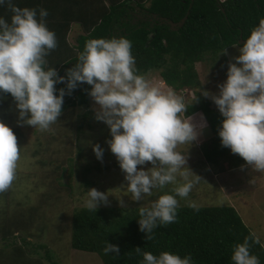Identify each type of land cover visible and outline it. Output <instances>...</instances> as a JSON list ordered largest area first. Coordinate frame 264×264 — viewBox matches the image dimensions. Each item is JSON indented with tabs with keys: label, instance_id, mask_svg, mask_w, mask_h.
<instances>
[{
	"label": "clouds",
	"instance_id": "clouds-1",
	"mask_svg": "<svg viewBox=\"0 0 264 264\" xmlns=\"http://www.w3.org/2000/svg\"><path fill=\"white\" fill-rule=\"evenodd\" d=\"M5 4L12 15L10 22L0 16V92L9 93L16 102L18 123L47 130L61 116L65 95H71L80 83L90 85L86 91L98 105L95 119L109 128L111 138L106 143L125 173L132 200H143L155 188L176 185L175 195L165 192L148 206L139 207V230L151 239L158 225L176 221V197H187L193 187L187 158L177 151L178 145L191 144L200 134L192 117L179 115L187 110L184 97L139 74L132 42L123 36L87 40L75 65L65 76L58 75L55 68H46V57L57 48L56 34L47 27V9L40 8L37 18L36 8L0 0V6ZM239 53L233 57L235 63H228L226 80L217 86L219 93L202 94L211 97L223 117L218 129L221 145L252 168L264 171V18L252 28ZM65 82V88L55 87ZM92 148L102 160L104 149L98 143ZM20 152L13 130L0 121V192L15 180ZM146 162L152 167L138 169ZM178 175L183 182L177 180ZM108 196L96 188L88 189L85 206L97 210L108 203ZM120 204L126 207L123 200ZM190 207L197 208L195 203ZM103 251L120 254L119 246L108 241ZM136 251L143 256L141 264H194L191 254L181 257L163 251L154 255L139 247ZM231 260L234 264H260L250 253L249 237L234 246Z\"/></svg>",
	"mask_w": 264,
	"mask_h": 264
},
{
	"label": "trees",
	"instance_id": "trees-1",
	"mask_svg": "<svg viewBox=\"0 0 264 264\" xmlns=\"http://www.w3.org/2000/svg\"><path fill=\"white\" fill-rule=\"evenodd\" d=\"M14 3L22 8H36L37 18L40 8L47 9V27L56 34L57 48L46 57V68H55L60 76H65L75 65L87 40L128 38L139 74L156 70L167 89H173L182 97L187 92L193 93V97L188 98L191 103L186 104L187 110L182 113L183 118L198 113L212 131L213 144L220 149V157L225 155L218 136L223 117L211 98L202 94L207 90L200 80L197 65L210 60L223 69L226 76L228 63L223 52L229 47L243 46L239 40L246 41L252 28L264 18V0H14ZM138 8L150 14L151 21L135 19L133 13ZM11 15L7 4L0 6V16L10 22ZM184 17H187L184 24L171 30L167 21L178 24ZM73 27L79 30L74 43L69 38ZM55 87L65 88L66 82ZM86 90L89 85L80 83L71 95H65L62 113L79 106L87 107ZM0 96L14 101L9 93L0 92ZM207 159L212 160V157ZM28 174L33 176L31 172ZM88 185L85 183L86 187ZM139 207L76 209L71 224V248L97 254L102 264H141L143 256L136 251L137 247L141 252L149 251L154 255L163 251L181 257L191 254L194 264H234L231 260L234 246L249 237L250 253L264 264V247L256 242V236L232 206L178 207L176 221L158 225L151 239H146V234L139 230ZM20 220L26 224L22 227L29 230L42 222L37 212L31 213L28 219L25 215L15 216L13 223L2 221L0 264H40L43 259L30 258L34 257L31 253L46 248L31 244L30 235L21 238V245H17L18 238L14 235L22 230ZM106 241L118 245L120 254H105ZM13 245L15 247L9 250ZM28 245L30 251L26 249ZM45 259L47 264H59L48 252Z\"/></svg>",
	"mask_w": 264,
	"mask_h": 264
},
{
	"label": "rangeland",
	"instance_id": "rangeland-1",
	"mask_svg": "<svg viewBox=\"0 0 264 264\" xmlns=\"http://www.w3.org/2000/svg\"><path fill=\"white\" fill-rule=\"evenodd\" d=\"M78 35L79 30L73 27L69 34L70 42L74 43ZM240 47L236 45L226 49L227 63H235L233 57L240 54ZM197 71L206 90L210 94H218V84L226 80L223 69L207 60L197 65ZM145 76L167 90L158 71H149ZM183 96L185 105L191 103L188 98L191 99L193 93L187 92ZM213 105L217 107L214 102ZM96 108L98 105L89 96L87 107L69 109L47 130H41L18 123L16 102L0 96V121L15 131L18 147L21 148L16 178L6 191L0 192V223L4 220L13 223L15 216L25 215L28 219L31 213H38L42 222L29 230L22 227L26 224L20 220L22 230L14 236L18 238L17 245H21V238L30 235L31 244L46 247L43 251L30 254L34 256L31 259L43 258L34 260L40 264H47L46 252L59 264H102L97 254L76 251L70 246L72 218L76 209L86 207L88 189L96 188L109 195L108 203L99 207H122L121 200L126 208L148 206L165 192L175 195L173 189L176 185L168 184L163 189H153L152 194L145 195L141 201L132 200L126 189L125 173L106 143L111 138L109 128L95 119ZM179 115L183 118L182 113ZM198 132V138L191 144L177 146V151L187 158V167L192 172L188 180L193 183L187 197H176L178 207L190 206V203H195L197 207L232 206L264 247V176H260L256 169L229 148L223 147L225 155L220 157V149L215 148L213 133L208 125ZM97 143L104 149L102 160H98L93 152L92 145ZM208 156L212 160H208ZM237 166L241 167L232 169ZM137 167L146 170L152 164L146 162ZM29 172L33 176L30 177ZM177 180L183 182L179 175ZM85 183L89 185L86 187ZM26 249L30 251V246Z\"/></svg>",
	"mask_w": 264,
	"mask_h": 264
},
{
	"label": "crops",
	"instance_id": "crops-1",
	"mask_svg": "<svg viewBox=\"0 0 264 264\" xmlns=\"http://www.w3.org/2000/svg\"><path fill=\"white\" fill-rule=\"evenodd\" d=\"M74 29H76L77 31H78V28H74ZM197 115V118L195 119V116ZM199 116V114L197 113V114H195V115H192L191 117H192V123L196 126V128H197V130H201V129H203L207 124H206V122L204 121V119L202 118V117H198ZM198 119V120H197ZM201 125H204V127L203 128H201ZM223 157V156H222ZM250 166V165H249ZM241 166H239V167H236V168H232L233 170H236V169H239ZM233 170H230V171H233ZM222 172H224V171H222ZM221 173V172H220ZM258 173H259V175L260 176H264V171H258Z\"/></svg>",
	"mask_w": 264,
	"mask_h": 264
},
{
	"label": "flooded vegetation",
	"instance_id": "flooded-vegetation-1",
	"mask_svg": "<svg viewBox=\"0 0 264 264\" xmlns=\"http://www.w3.org/2000/svg\"><path fill=\"white\" fill-rule=\"evenodd\" d=\"M133 15L135 16V19L137 20H150L151 21L150 17H152L150 14L144 12V10H140L139 8L133 13Z\"/></svg>",
	"mask_w": 264,
	"mask_h": 264
},
{
	"label": "water",
	"instance_id": "water-1",
	"mask_svg": "<svg viewBox=\"0 0 264 264\" xmlns=\"http://www.w3.org/2000/svg\"><path fill=\"white\" fill-rule=\"evenodd\" d=\"M186 18L187 17H184L178 24H175V23H173L171 21H167V24H169V26L171 27V30H175V28L177 26L180 27V26H182L184 24ZM159 19L162 20V21H165L166 20L165 18H159ZM245 42H246L245 40H242V39L239 40V44H244Z\"/></svg>",
	"mask_w": 264,
	"mask_h": 264
}]
</instances>
